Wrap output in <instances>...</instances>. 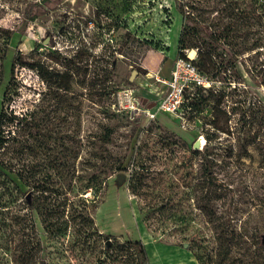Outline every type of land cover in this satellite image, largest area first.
I'll use <instances>...</instances> for the list:
<instances>
[{"label":"rangeland","instance_id":"rangeland-1","mask_svg":"<svg viewBox=\"0 0 264 264\" xmlns=\"http://www.w3.org/2000/svg\"><path fill=\"white\" fill-rule=\"evenodd\" d=\"M186 1L0 0V54L12 32L0 85V264L88 257L86 225L69 219L81 189L87 201L74 208L87 206L100 233L140 239L148 264H214L215 254L264 264V0H234L242 19L231 24L229 44L213 51L207 91L189 94L202 102L213 95L208 106L151 118L142 101H159L151 89L171 76ZM194 1L207 12L216 0ZM198 44L210 49L203 38ZM234 50L243 51L237 67L228 62ZM30 62L71 70L70 82L60 81L70 88L46 81ZM201 136L209 142L198 150L209 153L220 185L204 183L192 146ZM101 179L95 195V187L83 190Z\"/></svg>","mask_w":264,"mask_h":264},{"label":"trees","instance_id":"trees-1","mask_svg":"<svg viewBox=\"0 0 264 264\" xmlns=\"http://www.w3.org/2000/svg\"><path fill=\"white\" fill-rule=\"evenodd\" d=\"M180 1V0H179ZM234 0H216L215 6L213 8H207V12L204 11V9L196 4L194 0H187L184 3H181L179 7V10L181 11L183 21L186 22L185 26H183L179 41H178V53L179 56L188 58L187 54L183 52L184 49H197V58H193V62L196 64V66L199 68V70L203 73H208L211 68L212 64L214 63L215 53L213 54V51L215 52L216 49L223 50L226 44H229V28L231 24H238L242 16L241 13H239V10H236ZM222 5V6H221ZM207 13V14H206ZM215 13V14H214ZM214 14V15H212ZM190 23V24H189ZM12 37V32L5 31L4 34V43L5 47L2 54H0V85L3 82L4 79V66H3V60L5 59V55L7 52V47L9 45V41ZM203 38L204 42H207L210 49L207 52H204L200 50L199 46V40ZM149 44L153 43L152 40L148 41ZM154 47H159L156 44H154ZM243 53L242 50H234L233 52L229 53L228 62L232 66H238V60L239 56ZM17 58L13 57L12 59V67L14 66L15 62H17ZM137 64V63H136ZM29 65L31 67H35L37 69L42 70L43 78L51 83H57L61 87H66L67 89L70 88L68 84L63 82L61 84V77L64 78V81L67 83L70 82V80L73 78V73H71V70L68 71H56L53 68L50 70L46 69L44 66H42L38 62H30ZM77 68V67H76ZM137 68L141 73L144 71L141 68H139V64L135 67ZM77 69L82 71V68L79 66ZM85 73V72H84ZM261 84L264 85V81L261 82ZM202 90H205L203 88H198L194 92L197 94L196 96L200 95V92ZM207 91V90H205ZM225 94H220L217 98V103L213 101L212 108L215 113V109H222L221 106V99ZM208 96L206 100L202 102V100L197 98V100L189 101V107L192 111H198L202 109L204 106H208L207 99L212 98L213 95L207 94ZM189 109V108H188ZM218 112H221V110H218ZM224 112H222L223 114ZM1 116V115H0ZM1 119H3L1 117ZM10 121L16 119V116L10 117ZM0 122V149L3 148V146L6 143V138L3 136V131L1 129ZM209 137V136H208ZM206 138L207 143L209 142V138ZM206 143V145H207ZM194 150V149H193ZM198 154L199 150H194ZM203 163H205L204 166V173L206 176V180L204 183L207 186H215L220 185L221 182L215 177L214 172L212 171L211 165L208 164L209 162V153L207 150H203V153H201ZM119 170L122 169H128V166L121 167L118 166ZM133 177V176H132ZM134 179L129 180V188L132 189V191H136L139 187V181L135 184ZM98 184V185H97ZM104 184V180H97V182H93L91 186H86L83 188L85 190L86 188H92L94 190V195L97 193L98 187L102 188V185ZM96 185L98 187H96ZM41 190V189H40ZM73 193V192H72ZM82 193H84L81 190H75L74 197L77 200L83 199ZM28 202L33 206L32 199L27 198ZM76 200V201H77ZM84 201H87V199H83ZM75 200H72L70 203V209H69V219L72 222H75V219L78 217L82 224L86 225V229L83 232V235L86 237L85 241L87 243V240H90L89 245L91 246V252L90 255L83 260L79 261V264H148V254L147 250L144 246V244L141 242L140 239H127L121 241L118 237L112 236L111 234L107 233H100L98 232L95 224H94V218L90 211L88 210V207L85 206V208L81 211H78L74 208ZM99 204L95 205L98 206ZM149 228V225H147ZM102 242V243H101ZM264 242V234L261 235V238L258 240V246L263 244ZM213 260L215 261L214 264H229L228 258L226 256H214ZM40 264H43L42 262ZM231 264V263H230Z\"/></svg>","mask_w":264,"mask_h":264},{"label":"built area","instance_id":"built-area-1","mask_svg":"<svg viewBox=\"0 0 264 264\" xmlns=\"http://www.w3.org/2000/svg\"><path fill=\"white\" fill-rule=\"evenodd\" d=\"M193 57L179 56L169 78H157L155 88L151 89L159 98L155 112L149 108L145 112L151 117L167 115L171 118H185L189 107V94L196 89L209 87V80L193 62ZM118 96H120L118 94ZM128 107V105L126 106Z\"/></svg>","mask_w":264,"mask_h":264},{"label":"water","instance_id":"water-1","mask_svg":"<svg viewBox=\"0 0 264 264\" xmlns=\"http://www.w3.org/2000/svg\"><path fill=\"white\" fill-rule=\"evenodd\" d=\"M147 99L143 100L142 103L146 104ZM154 104H148V107L151 108ZM206 139H204V137H199L196 142L194 143L193 147L194 149H202L203 145L205 144ZM125 174H120V180L124 177ZM186 245V244H185Z\"/></svg>","mask_w":264,"mask_h":264},{"label":"flooded vegetation","instance_id":"flooded-vegetation-1","mask_svg":"<svg viewBox=\"0 0 264 264\" xmlns=\"http://www.w3.org/2000/svg\"><path fill=\"white\" fill-rule=\"evenodd\" d=\"M134 68V67H133ZM138 76L139 75H141V72L137 69V68H134V70H133ZM150 103H152V100H149V99H147V101H146V104H144V105H147V104H150ZM153 106H155L156 104H157V101L155 100V101H153ZM194 145V143L192 144V146ZM193 149H194V147H193ZM194 150H198V149H194Z\"/></svg>","mask_w":264,"mask_h":264},{"label":"bare ground","instance_id":"bare-ground-1","mask_svg":"<svg viewBox=\"0 0 264 264\" xmlns=\"http://www.w3.org/2000/svg\"><path fill=\"white\" fill-rule=\"evenodd\" d=\"M191 57H194L195 56V50H191V52L189 53ZM195 58V57H194Z\"/></svg>","mask_w":264,"mask_h":264},{"label":"crops","instance_id":"crops-1","mask_svg":"<svg viewBox=\"0 0 264 264\" xmlns=\"http://www.w3.org/2000/svg\"><path fill=\"white\" fill-rule=\"evenodd\" d=\"M150 104H153V101H152V103H150ZM148 105V104H147ZM154 106H152L151 108H153Z\"/></svg>","mask_w":264,"mask_h":264}]
</instances>
